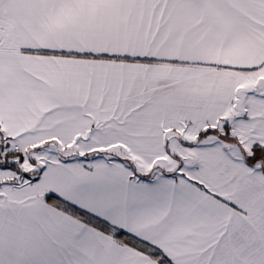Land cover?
<instances>
[{
	"label": "snow or ice",
	"instance_id": "snow-or-ice-1",
	"mask_svg": "<svg viewBox=\"0 0 264 264\" xmlns=\"http://www.w3.org/2000/svg\"><path fill=\"white\" fill-rule=\"evenodd\" d=\"M0 264H264V0H0Z\"/></svg>",
	"mask_w": 264,
	"mask_h": 264
}]
</instances>
